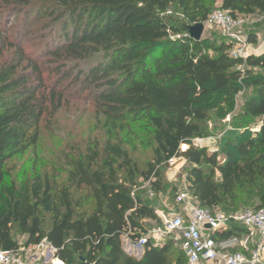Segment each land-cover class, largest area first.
<instances>
[{
	"label": "trees",
	"instance_id": "16d2710c",
	"mask_svg": "<svg viewBox=\"0 0 264 264\" xmlns=\"http://www.w3.org/2000/svg\"><path fill=\"white\" fill-rule=\"evenodd\" d=\"M175 4L183 19L170 15ZM218 4L234 20L264 13V0H0L2 250L46 240L65 264H189L173 239L162 245L150 239L141 257L123 248L124 233L139 238L149 232L145 220L158 218L136 195L135 176L161 192L162 165L173 157L192 164L189 193L211 213L221 208L229 216L264 206V124L242 138L254 119L264 117V75L252 71L264 70V53L235 58L230 43L196 41L189 33ZM247 40L256 43V33ZM249 85L255 89L240 114L244 131L227 141L221 161L219 152L194 141L212 135L217 125L210 131L207 122L232 112L236 97ZM80 100L92 102L111 139L146 125L154 144L147 168L136 165L121 140L110 139L103 150L87 147L70 160L69 185L59 192L41 173L19 184L11 181L7 163L38 147L48 114L55 116ZM183 145L188 148L182 150ZM121 170L129 177L121 179ZM254 195L259 204L248 206ZM86 205L92 209L84 210ZM47 213L51 223L46 228ZM14 226L26 236L24 244ZM246 233L233 222L216 238Z\"/></svg>",
	"mask_w": 264,
	"mask_h": 264
},
{
	"label": "rangeland",
	"instance_id": "374dc122",
	"mask_svg": "<svg viewBox=\"0 0 264 264\" xmlns=\"http://www.w3.org/2000/svg\"><path fill=\"white\" fill-rule=\"evenodd\" d=\"M217 9H221L220 4L216 6L215 10ZM169 13L177 19H183L181 11L176 4L170 8ZM16 23L17 21L14 20L9 25L14 27ZM1 27H4V25ZM251 32L257 35L258 40L254 44L248 43L247 40ZM203 38L210 39L214 42L226 41L232 45L231 51L244 49L250 54H262L264 53V13L239 17L231 33L225 32L216 26L206 27ZM83 65L85 66L86 64L83 63ZM240 68L245 69L246 67L242 65ZM252 71L264 75L263 69L253 68ZM254 89V85L243 88L236 97V105L232 112L227 113V115L221 118H211L207 122L209 130H214L215 125L217 127L211 136L196 139L194 141L195 145L206 146L209 151L219 152L220 160L223 161L225 151L228 149L226 145L227 141L235 138L244 131V129L239 128L245 124V119L240 114L246 99L253 93ZM71 103L70 106H66L55 116L48 114L42 122L40 141L36 149L30 148L24 154L15 156L7 163L11 181L19 184L22 181L32 180L38 173H41L54 183V191L59 192L63 186L69 185L68 178L72 169L70 164L71 159H78L87 147L99 150L104 149L108 140L111 139L105 120L98 117L91 101L80 100L76 104H74L75 102ZM263 124L264 117L254 119L250 125L249 134H244L242 138L248 139L252 134L255 135ZM144 126L146 125L139 124L135 126L134 133L130 134L127 132H118L119 138H117L121 140L120 143L128 150L133 161L140 169H146L147 164L154 159V144H152L150 133L144 129ZM118 140L111 139L112 142ZM238 141L239 139L234 142L238 143ZM187 148V145L182 146V150ZM191 167L192 164L183 156L178 157L173 164L168 163L162 165L161 169L164 176L162 185L165 190L158 193L151 191L148 181L139 178L138 174L135 176L136 195H139L144 201L149 203L155 209L158 217L157 220H145L149 228L148 233L152 237L150 239L156 241L154 232L162 228L159 212L163 211L170 214L172 212H178L182 208L181 205L177 204V197L181 191L189 192L188 172ZM205 171L210 172L211 168L205 167ZM119 175L121 179L127 176L129 177L124 170H121ZM219 177L220 174L216 172L215 178L219 179ZM72 191H75L74 188ZM76 194L80 193L76 192ZM258 204V196H251V201L248 206ZM91 207L90 205H86L84 210L90 211L92 209ZM215 211H217L216 214L225 215L221 208H217ZM43 216L46 218L45 227L47 228L51 223V214L47 213L43 214ZM13 231L20 244H24L26 236L22 235L16 226H14ZM168 239H173V237L164 236L159 242L162 245ZM178 243L175 242L179 246ZM20 250L25 257H30L36 253L37 256L32 257L30 260L45 261L48 246L45 245L39 248H35V246L28 248L22 246ZM124 250L128 255L135 257L142 256L139 253H133L125 248ZM55 260L57 258H54ZM50 264H55V262H50Z\"/></svg>",
	"mask_w": 264,
	"mask_h": 264
},
{
	"label": "built area",
	"instance_id": "2783aa9c",
	"mask_svg": "<svg viewBox=\"0 0 264 264\" xmlns=\"http://www.w3.org/2000/svg\"><path fill=\"white\" fill-rule=\"evenodd\" d=\"M204 24L206 27L216 26L231 33L236 26V20L227 11L217 9ZM231 55L235 58H246L250 53L240 49L232 50ZM177 158H171L169 163H175ZM177 204L182 206L178 212H159L162 228L154 232L156 245H161L159 241L164 236L173 237L176 243L179 242L189 264H264V206L229 216L213 214L202 208L188 191L178 193ZM233 222L244 226L247 233L244 236L233 235L217 239L216 233L230 230ZM132 235L131 232L122 235L123 248L143 255L144 248L152 237L146 233L134 239ZM45 245L48 246L45 261L30 260L37 256L36 253L25 257L21 250L4 251L0 248V264H50L54 262L57 249L46 240L35 248Z\"/></svg>",
	"mask_w": 264,
	"mask_h": 264
},
{
	"label": "water",
	"instance_id": "95a60500",
	"mask_svg": "<svg viewBox=\"0 0 264 264\" xmlns=\"http://www.w3.org/2000/svg\"><path fill=\"white\" fill-rule=\"evenodd\" d=\"M205 29H206V26L203 22H199L195 25H192L190 26V29H189L190 36L194 40L200 41L204 35Z\"/></svg>",
	"mask_w": 264,
	"mask_h": 264
},
{
	"label": "bare ground",
	"instance_id": "6f19581e",
	"mask_svg": "<svg viewBox=\"0 0 264 264\" xmlns=\"http://www.w3.org/2000/svg\"><path fill=\"white\" fill-rule=\"evenodd\" d=\"M54 262H55V264H64V263H63L61 260H59V259L55 260Z\"/></svg>",
	"mask_w": 264,
	"mask_h": 264
},
{
	"label": "crops",
	"instance_id": "0c3cea01",
	"mask_svg": "<svg viewBox=\"0 0 264 264\" xmlns=\"http://www.w3.org/2000/svg\"><path fill=\"white\" fill-rule=\"evenodd\" d=\"M157 239H160V238L157 237ZM263 256H264V255H263Z\"/></svg>",
	"mask_w": 264,
	"mask_h": 264
}]
</instances>
